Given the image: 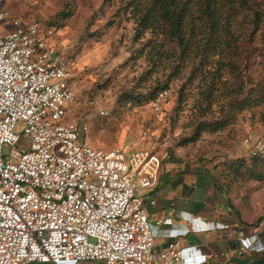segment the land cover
I'll use <instances>...</instances> for the list:
<instances>
[{"label":"rangeland","instance_id":"rangeland-1","mask_svg":"<svg viewBox=\"0 0 264 264\" xmlns=\"http://www.w3.org/2000/svg\"><path fill=\"white\" fill-rule=\"evenodd\" d=\"M148 1L0 0V9L58 30L54 42L77 60L69 120L89 124L91 144L146 149L164 166L174 164L179 176L196 171L210 186L203 194L213 208L229 206L231 221L247 231L245 244H253L250 256L232 253L230 262L215 264L248 263L264 251V166L251 165L245 143L264 136V0L193 7L186 49L158 31L139 35L129 5ZM165 89L171 96L154 113L150 103ZM222 158L238 162V170L223 172ZM233 238L227 241L234 251Z\"/></svg>","mask_w":264,"mask_h":264},{"label":"built area","instance_id":"built-area-1","mask_svg":"<svg viewBox=\"0 0 264 264\" xmlns=\"http://www.w3.org/2000/svg\"><path fill=\"white\" fill-rule=\"evenodd\" d=\"M3 26L0 264H197L186 255L184 238L229 226L187 219L190 229L157 246L153 227L163 222L153 226L146 204L156 205L161 158L146 149L93 146L89 124L69 120L77 100V60L54 42L58 30L6 8L0 9ZM170 96L160 91L151 110L159 113ZM245 143L249 157H264V136ZM236 238L240 246L228 254L244 255L250 248L246 234Z\"/></svg>","mask_w":264,"mask_h":264},{"label":"crops","instance_id":"crops-1","mask_svg":"<svg viewBox=\"0 0 264 264\" xmlns=\"http://www.w3.org/2000/svg\"><path fill=\"white\" fill-rule=\"evenodd\" d=\"M218 162V161H217ZM174 164L162 166L158 185L152 194V199L156 205L146 204L150 220L155 225L156 221L163 223L158 227H153L156 236L157 246H161L170 241L168 235L175 232L186 231L191 228V222L183 218L181 213H187L190 221L195 223L206 222L210 227L227 225L228 231H212L208 233H191L184 238L186 255L194 256L197 264H215L216 259L219 262L222 259L229 261L228 252L231 250L230 242L227 241L230 234H235L233 241H237V235L240 232L247 234V231L240 228L236 222H232L231 210L224 203L217 204L216 209L211 205V199L204 196V190H210V186L205 184L196 171H189L181 177L178 175L180 170L174 169ZM213 188L220 189V186L213 182ZM221 196L226 197L221 189ZM240 246V244H239ZM237 247V249L239 248ZM199 247L200 252H195ZM253 244L245 255L250 256L253 250ZM223 254H226L223 256ZM244 255V256H245ZM253 259L250 260L252 262ZM248 262V263H250ZM238 263V262H237ZM244 263V264H248ZM38 264V263H29ZM238 264H242L239 262Z\"/></svg>","mask_w":264,"mask_h":264},{"label":"trees","instance_id":"trees-1","mask_svg":"<svg viewBox=\"0 0 264 264\" xmlns=\"http://www.w3.org/2000/svg\"><path fill=\"white\" fill-rule=\"evenodd\" d=\"M237 3L238 0H149L145 5L132 3L129 7L132 8V12L137 14L136 22L140 31L139 35H143L148 31H158V33L165 34V36H168L171 40L176 41L179 46L186 49L189 45L188 36L194 31L188 21V18H191V9L193 7L199 9L204 5L207 9H211L213 6L222 5L224 7L227 4ZM200 18L201 20L204 19V17ZM214 48H210L209 51L214 50ZM242 110H244V107L241 108ZM228 122L226 120L217 123L212 127V131L217 132L223 129ZM249 160L254 167L264 166V157L261 155L250 157ZM220 165L223 166V172H226L225 170L236 172L239 168L238 162L232 161H225L220 163ZM248 264H264V251Z\"/></svg>","mask_w":264,"mask_h":264},{"label":"clouds","instance_id":"clouds-1","mask_svg":"<svg viewBox=\"0 0 264 264\" xmlns=\"http://www.w3.org/2000/svg\"><path fill=\"white\" fill-rule=\"evenodd\" d=\"M182 217L185 218V219H188L190 218L189 215L187 213H181Z\"/></svg>","mask_w":264,"mask_h":264}]
</instances>
